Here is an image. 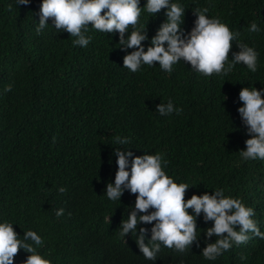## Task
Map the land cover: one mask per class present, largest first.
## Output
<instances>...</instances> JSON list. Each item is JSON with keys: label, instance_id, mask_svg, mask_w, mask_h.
I'll list each match as a JSON object with an SVG mask.
<instances>
[{"label": "trees", "instance_id": "1", "mask_svg": "<svg viewBox=\"0 0 264 264\" xmlns=\"http://www.w3.org/2000/svg\"><path fill=\"white\" fill-rule=\"evenodd\" d=\"M181 2L189 31L203 7L238 29L237 41L260 53L258 71L241 62L227 75L205 76L183 59L170 73L159 61L132 71L124 57L135 49L120 43L118 30L89 26V44H73L77 37L55 28L52 17L37 31L41 0H0V219L16 223L21 235L29 228L40 232L38 250L54 264H264L258 235L234 242L215 260L205 258L203 247L217 237H206L214 220L205 221L203 212L197 218L201 236L191 247L181 252L162 244L157 260L148 259L136 234L120 231L135 194L125 191L121 201L106 195L118 167L115 137L130 136L126 147L136 154L165 151L169 174L197 185L186 198L223 187L225 195L242 196L255 208L264 231V159L241 157L251 133L237 110L242 87H264V0ZM164 20V9L142 12L145 50ZM253 20L261 31L248 30ZM232 43L230 58L240 50ZM169 99L183 111L161 115L158 105ZM59 208L65 211L58 216ZM154 223L146 222L148 236ZM27 255L21 249L16 259Z\"/></svg>", "mask_w": 264, "mask_h": 264}, {"label": "clouds", "instance_id": "2", "mask_svg": "<svg viewBox=\"0 0 264 264\" xmlns=\"http://www.w3.org/2000/svg\"><path fill=\"white\" fill-rule=\"evenodd\" d=\"M31 2L19 0V4ZM145 8L154 14L161 9L166 12V20L151 37L147 50L142 41L148 39V34L140 23ZM185 9L181 0H146L143 6L140 0H41L37 31L49 25V17H52L55 28L77 37L73 44L87 46L92 39L87 35L89 26L103 32L118 30L120 43L135 49L124 57V66L132 71L159 61L160 67L170 73L182 59L205 76L227 75L241 62L252 72L258 71L260 53L255 46L237 41L238 29H232L220 16H210L209 8L203 7L195 10L197 16L189 31L183 27ZM248 30L258 32L262 29L253 20ZM233 41L240 50L230 58ZM6 88L11 90L12 84ZM239 98L244 103L237 110L251 133L245 141L247 148L240 150L241 157L244 160L264 159V87L247 84L241 88ZM158 110L161 115H167L182 112L183 108L169 99L160 103ZM115 139L120 145L113 149L118 167L114 180H109L106 185V195L109 200L121 201L125 191L135 194L134 203L129 205L131 211L127 212V219H122L120 231L125 236L129 232L136 234V242L146 258L157 260L162 244L181 252L191 247L201 236L197 232V218L201 212L205 221L214 220V224L206 229V237L211 238L214 234L217 237L202 249L207 259L215 260L234 242H246L252 235L264 238V231L255 219V208L247 205L242 196L225 195V189L217 187L202 194L193 192L186 198V190L197 185L169 174L165 151L136 154L133 147H126L130 136L117 135ZM59 191L64 192L66 188L61 186ZM64 211L59 208L57 215ZM153 221L148 236L146 222ZM15 224L9 219H0V264H54L48 254L38 250L44 243L40 232L29 228L21 235ZM21 249L29 255L17 261L16 255Z\"/></svg>", "mask_w": 264, "mask_h": 264}]
</instances>
